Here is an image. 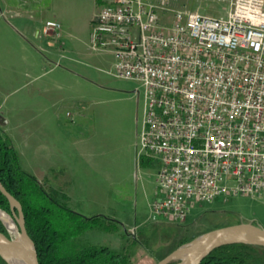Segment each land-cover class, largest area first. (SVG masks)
<instances>
[{"label":"built area","instance_id":"obj_1","mask_svg":"<svg viewBox=\"0 0 264 264\" xmlns=\"http://www.w3.org/2000/svg\"><path fill=\"white\" fill-rule=\"evenodd\" d=\"M89 46L144 90L138 159L157 167L160 195L150 221L181 225L193 204L264 198V0H232L226 18L104 0Z\"/></svg>","mask_w":264,"mask_h":264},{"label":"rangeland","instance_id":"obj_2","mask_svg":"<svg viewBox=\"0 0 264 264\" xmlns=\"http://www.w3.org/2000/svg\"><path fill=\"white\" fill-rule=\"evenodd\" d=\"M97 1L102 4V0ZM166 1L171 10L226 18L231 11L232 0ZM1 3L0 0V13L3 12L5 18L0 19V34L8 29L19 31V35L35 43L36 40L28 35L26 29L32 25L31 20L7 12ZM61 26L62 33L71 43L76 30L68 23H62ZM88 48L83 53L75 51L70 44L62 45L57 51L53 46L38 48L35 57L30 59L32 66L23 63V58L29 57V54L19 52V84L14 89L4 90L1 98L5 99L3 111L11 118V125L5 133L16 138L19 136V120L23 119V110H30L39 102L43 109L50 111L48 95L44 98L39 91L63 79L62 84L56 86V91L49 94L64 98L59 108L63 111L65 119L62 120V126L67 134L60 132V138L66 142L75 137L86 138L96 147L102 160L105 169L102 175H106V168L113 169L117 179L115 185L109 186L104 178L102 190L104 194L108 191L121 197V204L114 215L124 224H120L119 231L114 233L88 231L76 241V246L102 245L115 250L126 248L132 264H156L159 254L172 250L182 241L195 239L215 229L241 223H255L264 228V198L250 196L231 197L228 200L221 197L211 203L193 204L187 220L181 225L150 221L149 199L146 203L139 200L137 204V191H131L135 180L131 179L127 165L129 144L136 140L143 126L144 90L136 81L112 75L115 67L113 57L93 52L89 45ZM9 78H12V69H0V82ZM65 152L70 153L68 159L75 165L73 173L77 170L79 173L85 172V168L92 170L79 153L74 150ZM156 172L157 167L152 165L147 172L151 174L150 178L146 176L148 180H154ZM39 181L46 188H52L48 178ZM97 189V199H104L99 193L100 183Z\"/></svg>","mask_w":264,"mask_h":264},{"label":"crops","instance_id":"obj_3","mask_svg":"<svg viewBox=\"0 0 264 264\" xmlns=\"http://www.w3.org/2000/svg\"><path fill=\"white\" fill-rule=\"evenodd\" d=\"M1 2L7 12L19 18L31 20L32 25L26 29L28 35L30 34L36 40L34 43L19 35V31L11 29L0 34V69H12V78L0 82V128L7 132L11 125V118L4 113L5 99L1 98L4 90L14 89L19 84V52L29 54V57L23 58V63L28 66H32L30 59L35 57L34 54L38 52V48L45 46L56 47L57 51L62 45L70 44L75 51L83 53L85 48H88L93 21L100 12L104 0L102 4L97 0H1ZM4 18V13H0V19ZM49 21H56L60 24L68 23L76 30L72 35L73 41L69 43L62 30L59 35L54 32L47 34L45 26ZM102 55L111 56L115 60V56L111 53ZM63 81L59 79L57 83L39 91L44 98L46 94L48 95L51 104L50 111L43 109L39 102L34 104V108L23 110V119L19 120V136L13 138L11 134L9 135L18 152L20 165L38 180L48 178L49 185L67 197L66 203L74 212L87 217L101 215L124 224L114 215L121 204V197L108 191L104 194L102 190L104 178L109 186L115 185L117 179L113 169L106 168V175H102L105 170L102 160L98 156L96 147L92 146L86 138L75 137L68 142L60 138V132L67 134L62 126V120L65 119L63 111L59 108L64 98L62 96L56 98L49 94L56 91V86L62 84ZM137 142L138 136L134 142L129 144L127 160L129 175L133 181L135 180V186L132 183L131 191L132 193L137 191L135 193L137 204L139 200L141 203H146L149 199L148 206L151 209L154 201L160 197L157 191L156 175L154 180H148L151 174L147 172L152 163L145 158L138 159ZM65 150L68 152L74 150L77 154L79 153V156L84 158V162L92 170L85 168L86 173L84 171L79 173L78 170L73 173L75 165L71 164V160L68 159L70 153L66 154ZM99 183L101 185L99 193L104 198L101 200L97 199ZM123 202L126 204V201L123 200Z\"/></svg>","mask_w":264,"mask_h":264},{"label":"trees","instance_id":"obj_4","mask_svg":"<svg viewBox=\"0 0 264 264\" xmlns=\"http://www.w3.org/2000/svg\"><path fill=\"white\" fill-rule=\"evenodd\" d=\"M0 181L22 204L27 232L36 245L40 264H132L126 248L115 250L102 245L76 246V241L86 232L98 230L114 233L119 231L120 223L105 216L87 217L71 210L64 194L46 188L21 167L12 140L1 128ZM0 209L12 214L10 202L1 191ZM0 231L10 238L1 221ZM192 239L159 254L156 263ZM0 264L7 263L0 257ZM201 264H264V247L245 244L223 246L214 250Z\"/></svg>","mask_w":264,"mask_h":264},{"label":"water","instance_id":"obj_5","mask_svg":"<svg viewBox=\"0 0 264 264\" xmlns=\"http://www.w3.org/2000/svg\"><path fill=\"white\" fill-rule=\"evenodd\" d=\"M0 191L10 202V238L0 231V257L7 264H40L37 248L27 232L23 207L0 181ZM245 244L264 247V228L255 223H241L207 232L183 244L156 264H201L214 250L223 246Z\"/></svg>","mask_w":264,"mask_h":264},{"label":"bare ground","instance_id":"obj_6","mask_svg":"<svg viewBox=\"0 0 264 264\" xmlns=\"http://www.w3.org/2000/svg\"><path fill=\"white\" fill-rule=\"evenodd\" d=\"M0 219H2L8 225L9 228H12L9 215L1 209H0Z\"/></svg>","mask_w":264,"mask_h":264}]
</instances>
